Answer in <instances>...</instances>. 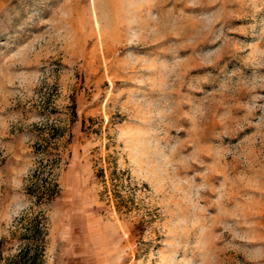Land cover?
<instances>
[{
  "label": "rangeland",
  "instance_id": "1",
  "mask_svg": "<svg viewBox=\"0 0 264 264\" xmlns=\"http://www.w3.org/2000/svg\"><path fill=\"white\" fill-rule=\"evenodd\" d=\"M35 214L42 264H264V0H0V264Z\"/></svg>",
  "mask_w": 264,
  "mask_h": 264
},
{
  "label": "trees",
  "instance_id": "2",
  "mask_svg": "<svg viewBox=\"0 0 264 264\" xmlns=\"http://www.w3.org/2000/svg\"><path fill=\"white\" fill-rule=\"evenodd\" d=\"M58 186L53 180L38 191L39 200L51 201L57 195ZM24 231L20 238L24 241L18 252L9 258L10 264H42L46 227L44 218L40 214L34 216H22L20 219ZM1 243V241H0Z\"/></svg>",
  "mask_w": 264,
  "mask_h": 264
}]
</instances>
